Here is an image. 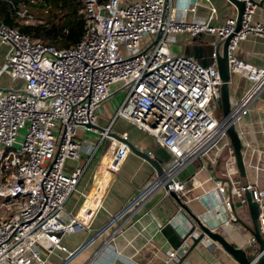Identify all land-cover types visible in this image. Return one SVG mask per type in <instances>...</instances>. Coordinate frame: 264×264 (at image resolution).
Listing matches in <instances>:
<instances>
[{"label":"built area","instance_id":"obj_1","mask_svg":"<svg viewBox=\"0 0 264 264\" xmlns=\"http://www.w3.org/2000/svg\"><path fill=\"white\" fill-rule=\"evenodd\" d=\"M246 2L242 29L228 55L231 73L247 78L252 87L233 108L234 120L264 88V68L235 56L246 38L264 41V25L252 22L255 5ZM189 10L195 12L196 4ZM83 13V39L65 49L32 39L0 20V41L8 47L5 72L16 83L10 89L0 87V264H45L56 251L68 252L63 264L73 260L77 252H69L63 238L91 230L105 192L130 152L113 134L118 120L152 136L170 153L172 163L164 177L155 178L87 244L118 219L142 209L187 164L227 138L225 121L210 111L221 86L217 68L174 53L172 43L180 33H210L223 40L233 33L236 18L223 27L188 20L177 13L173 0H85ZM31 15L27 8L19 13L27 24ZM115 93L121 94V103L109 126L103 133L89 128L100 126L98 112ZM122 138L131 141L127 135ZM106 142L115 149L105 151L98 174H105L103 162L111 152L112 174L84 195L77 213L68 212L69 200ZM69 161L79 162L71 173ZM227 178L241 201L250 191L255 201L264 203V190L235 186ZM183 186L170 184L166 194ZM185 253L180 247L169 257Z\"/></svg>","mask_w":264,"mask_h":264},{"label":"crops","instance_id":"obj_2","mask_svg":"<svg viewBox=\"0 0 264 264\" xmlns=\"http://www.w3.org/2000/svg\"><path fill=\"white\" fill-rule=\"evenodd\" d=\"M252 1L255 3L252 22L264 25V0ZM193 4H196L195 12L189 10ZM173 7L180 16L188 20L203 23L210 21L214 27H223L229 19L237 17L236 8L228 0H173ZM212 9H215V13ZM216 40L215 35L210 33H201L195 37L180 33L174 37L172 50L174 53L192 57L204 66L210 59L208 49L216 44ZM7 52L8 47L0 41V87L10 89L15 87L16 83L5 72ZM235 56L255 67L264 68V41L257 36L246 38L239 43ZM251 87L252 83L247 78L232 74L229 89L233 108ZM215 99V108L219 111V117H222L220 88ZM120 103L121 94L118 105L110 116L98 118L101 127L109 126ZM118 121L130 124L124 120ZM115 125V133L121 137L127 135L139 149L162 160L165 167L172 163L170 153L152 136L130 124L135 131L131 138V133L118 132ZM235 125L244 146L243 160L247 181L250 185L264 190V88L250 101ZM111 148L114 152L115 147L106 142L97 159L91 163L79 183L78 202L73 210H67L68 212L77 213L85 203L84 195L92 194L99 180L106 174H112ZM106 150H111V153L103 162L105 174H98V166ZM78 163L69 161L67 172L71 173ZM193 165L196 172L181 191L183 203L188 207L187 211L162 189L151 196L142 209L118 219L111 229L87 244L95 233L110 225L113 218L157 178L155 169L130 151L120 172L105 192L102 207L92 223L91 230L63 238L62 242L67 250L77 252L69 264H240L218 242L201 231L191 214L211 225L216 223L218 226L215 229L220 231L229 243L247 249L253 259L258 254L259 247L247 228H252V219L247 208L235 206L241 199L233 195V187L227 178L230 177L235 186L242 184L229 138L223 139L217 147L195 160ZM221 187L223 191L220 190ZM261 223L264 232V207ZM180 247L186 249L187 253L170 258L169 254ZM67 258L68 252L56 251L47 257L45 264H63Z\"/></svg>","mask_w":264,"mask_h":264},{"label":"water","instance_id":"obj_3","mask_svg":"<svg viewBox=\"0 0 264 264\" xmlns=\"http://www.w3.org/2000/svg\"><path fill=\"white\" fill-rule=\"evenodd\" d=\"M231 5H233L237 10V17H236V26L234 28L233 33H231L228 37L223 40H216V44L209 47V62L204 63V66H216L220 79H221V86H220V101L222 105V120L225 121V132L227 137L230 140L234 157L236 160L237 168L242 179V186L247 187L249 185L247 181L246 175V168L244 165L243 160V143L240 139L239 133L236 129L235 122L236 120L232 119V112L233 107L230 98V89L229 84L232 80V73L230 70V61L228 50L231 44V41L237 36V34L242 29V23L244 14L247 9V2L246 0H228ZM252 5L255 3L250 0ZM89 128H93L98 130L99 132L103 133L105 129L98 125H88ZM116 138L121 140L122 142L126 143L131 151V153L137 155L148 164H150L156 171V175L158 178H162L165 176L166 169L168 167L164 166V162L162 160L156 159L151 156V154L142 151L139 149L134 143L131 141L123 139L117 133H113ZM196 168L194 167L193 163H189L186 167L178 173L174 179H170L167 184L165 185V190H169V185L173 183L183 184L182 190L188 185V182L191 180L192 176L195 174ZM169 196L172 197L183 209L186 211L188 207L183 203L181 191H170ZM238 208L245 209L247 208L251 219H252V228L248 227L249 231L251 232L256 244H258V254L252 259L249 256L248 250L243 248H238L233 244L229 243L226 238L220 233V231L216 230L215 227L218 225L213 223H207L203 219H198L197 216L192 215L193 219L197 223L198 227L201 231L207 235L210 239L218 242L230 255L233 256L235 260H237L240 264H264V232L263 226L261 223V214L262 209L264 207V203H259L253 199V195L250 191H246L243 195V200L236 203L235 205ZM234 206V207H235ZM189 212V211H188ZM236 213V211H234ZM240 222L242 220L238 219ZM246 226V225H245Z\"/></svg>","mask_w":264,"mask_h":264},{"label":"trees","instance_id":"obj_4","mask_svg":"<svg viewBox=\"0 0 264 264\" xmlns=\"http://www.w3.org/2000/svg\"><path fill=\"white\" fill-rule=\"evenodd\" d=\"M85 0H0V20L32 39L59 49L70 48L83 39L86 18ZM39 8L47 13L44 23L36 26L20 25L19 13L27 8L30 14Z\"/></svg>","mask_w":264,"mask_h":264},{"label":"rangeland","instance_id":"obj_5","mask_svg":"<svg viewBox=\"0 0 264 264\" xmlns=\"http://www.w3.org/2000/svg\"><path fill=\"white\" fill-rule=\"evenodd\" d=\"M32 18L29 19V23L27 24L24 20L19 21L20 25H30V26H36V25H40L44 23V19H46L47 14L43 13L38 7L33 9V13H32ZM120 100V93L114 94L112 98L108 99L106 102L103 103L102 108L100 109V111L98 112V118H108L110 116V114L112 113V111L114 110V108L118 105V102ZM216 102L217 100H214V103L212 105V107L210 108V111L219 117V111L215 108L216 106ZM102 122V121H101ZM102 125H104V122L101 123ZM115 129L118 132H123V131H127L129 133H131V138L133 137L134 134V127L130 124L118 121L115 125ZM22 136H26V131H22L21 132ZM71 163H69L70 165ZM88 177V175H87ZM78 191L74 193V195L71 198V201L67 204V210L68 211H72L73 208L75 207L76 203L78 202Z\"/></svg>","mask_w":264,"mask_h":264}]
</instances>
